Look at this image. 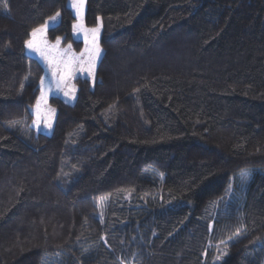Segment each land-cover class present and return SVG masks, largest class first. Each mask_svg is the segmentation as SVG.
<instances>
[{
	"label": "trees",
	"instance_id": "16d2710c",
	"mask_svg": "<svg viewBox=\"0 0 264 264\" xmlns=\"http://www.w3.org/2000/svg\"><path fill=\"white\" fill-rule=\"evenodd\" d=\"M4 2L0 264H264V0H86L96 83L51 98L49 136L25 41L59 12L48 39L78 50L75 17L68 0Z\"/></svg>",
	"mask_w": 264,
	"mask_h": 264
},
{
	"label": "rangeland",
	"instance_id": "374dc122",
	"mask_svg": "<svg viewBox=\"0 0 264 264\" xmlns=\"http://www.w3.org/2000/svg\"><path fill=\"white\" fill-rule=\"evenodd\" d=\"M67 5L72 10L73 15L75 17L74 24L79 25L80 23H82L84 25L85 29H91V27H87L85 24L86 0H85L83 9L81 11V16L79 18H77L76 10L71 7V0H68ZM59 21H60V16L57 17V19L54 23H50V25L46 27V30L42 36L40 34H37V37H36L37 41H46L48 45H54L56 41L53 42V41H50L48 39V31H49V29L57 26ZM98 26L100 28V31H99L97 43H98V46L101 49V51H100V55L95 60V67L93 70L94 75L89 76L87 72L81 71L80 70L81 64H80L79 60H74L73 68L75 70L73 71L72 76L70 77V79L68 80L67 83L70 87L74 86L75 92L74 93L69 92V95H65V92L69 91V88L63 87V86H62V90H58L56 88L57 76L54 75L53 68L49 66V64L40 56V54L38 52L29 50L26 47V53L29 56L37 59L39 61V63L43 66V68H44L43 77L46 78L45 84L43 87V93L44 94L42 96L41 82H40V84H39L40 91H39L38 98H37L34 106L31 108V112L34 116L32 128L36 131V133H42L44 135L49 136L53 132L55 119H56V109L53 106H51V103H50L51 98L59 97V98L63 99L68 104H74L76 102V93H77V88L74 84V81L76 79H78V78L88 79L91 82L92 86L95 85V83H96V71H97L98 65L101 61V58L103 56V50H102V47L100 45V36H101V29H102L101 23H99ZM93 28H96V27H93ZM72 36H73L74 41H78V42L82 43L80 49H78V50L74 49L72 47V44H63V39L61 38L59 48L58 49H52L49 51L50 59L53 57L56 59H60L63 55V50L67 49L68 45H71V50H70V53L68 55L75 57V58H79L80 54L82 52H85L86 48H92L91 33H88V35H87V40H88L87 44L85 43L86 37H85V33L83 31H74L73 27H72ZM32 38L33 37L31 35V39ZM87 56H88V53L85 52V56L82 58L85 60V64L83 65L84 67H87ZM63 58L67 59V56H64ZM49 85H51V91H49ZM38 100L40 101L39 115L37 114V101ZM51 109H55V112L52 113L50 111ZM34 121L36 123H34ZM49 124L51 125V127L48 126ZM256 171L259 172L260 170H256V169L255 170H244L239 174L237 180L234 181V184L231 187V190H230L231 192L226 199L227 200L226 203H229L232 200L233 194L237 193V192H235L236 189H239L241 191H243L245 189L246 185L250 181V177H251L250 175H252ZM242 173L244 174L243 176H242Z\"/></svg>",
	"mask_w": 264,
	"mask_h": 264
},
{
	"label": "snow or ice",
	"instance_id": "6c2138e0",
	"mask_svg": "<svg viewBox=\"0 0 264 264\" xmlns=\"http://www.w3.org/2000/svg\"><path fill=\"white\" fill-rule=\"evenodd\" d=\"M84 3H85V0H71V7L76 10L77 18L81 16V11L83 9ZM4 8L7 9L6 0L4 2ZM59 16H60V13L57 12L55 16L49 17V20L46 21L44 25H41L39 28H34L31 33L33 38L26 40L25 44L29 50L38 52L40 56L49 64V66L53 68V73L54 75L57 76L56 88L58 90H62V86L69 88V91L65 92V95H69V92H73V93L75 92L74 86L70 87L67 83L70 77L72 76L73 71L75 70L73 68L74 60H79L81 64V68H80L81 71L87 72L89 76L94 75L93 70L95 67V60L100 55V51H101L97 43L100 28L98 26L96 28L85 29L82 23H80L79 25L78 24L73 25L74 31H83L85 33V37H86L85 43L86 44L88 43L87 35L88 33H91L92 48L85 49V52L88 53L87 67L83 66L85 64V60L82 59L85 56V52H82L79 58H75V57L68 55L71 50V45H68V48L63 50V55L60 59H56L54 57L50 59L49 51L52 49L59 48L61 38L57 37L54 45H48L46 41H37L36 37H37V34H40L42 36L46 30V27L49 26L50 23H54L57 17ZM64 56H67V59L63 58ZM45 80H46L45 77L40 78L42 96L44 94L43 87L45 84ZM49 91H51V85H49ZM39 105H40V101L38 100L37 101V114L38 115H39ZM50 111L54 113L55 109H51ZM34 123L36 122L34 121ZM48 126L51 127L50 124ZM243 175L244 174L242 173V176Z\"/></svg>",
	"mask_w": 264,
	"mask_h": 264
}]
</instances>
